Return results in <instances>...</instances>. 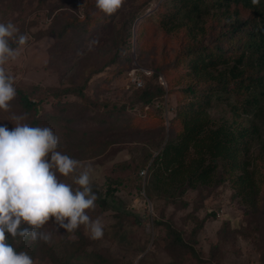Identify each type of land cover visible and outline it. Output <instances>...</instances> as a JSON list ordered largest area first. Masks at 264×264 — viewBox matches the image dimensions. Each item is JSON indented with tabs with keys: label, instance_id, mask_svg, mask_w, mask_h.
<instances>
[{
	"label": "rangeland",
	"instance_id": "1",
	"mask_svg": "<svg viewBox=\"0 0 264 264\" xmlns=\"http://www.w3.org/2000/svg\"><path fill=\"white\" fill-rule=\"evenodd\" d=\"M162 1L123 0L116 13L107 15L96 7V0H0V23L12 22L19 29L17 36L28 35L18 58L3 65L5 73L13 78L14 87L30 91L29 97L34 100L37 98L31 90L35 87H78L87 81L86 94L100 104L82 111L80 115L83 118L69 124L61 118L56 121L59 112L54 100H46L43 109L47 115L56 116L53 122H59L60 130L65 131L63 125H68L80 131H98L93 148L81 150L72 147L68 150L70 157L85 162L84 167L91 165L90 186L98 189H102L108 177H126L148 164V157L143 155L141 147L160 132V126L151 129L134 124L136 128L129 126L131 120L128 117L146 120L142 106L130 103L137 90L133 77L140 76L143 85L153 82L166 88L175 85V89L185 86L176 82L178 71L174 67L180 46L186 43L185 32H167L158 26L155 19L150 20L152 15L155 18L154 13ZM85 15L98 16L100 20L95 21L89 31L74 27L64 32L69 21ZM243 15L248 16L246 13ZM198 39L210 45L214 37L208 34ZM10 42L16 43L15 37ZM97 70L101 71L97 73ZM157 72L158 79L155 78ZM175 97L168 95L164 100L169 118L174 117V111L169 109L175 107ZM61 100L62 103H81L79 97L70 94L62 96ZM232 102L233 98L214 97L209 109L211 117L217 123L232 121L235 116L230 106ZM159 103H155V108ZM121 106H126L120 117L128 126L119 128L122 127L120 123L119 127L110 129L109 121L113 120L102 113L106 107ZM19 108L16 102L9 106L10 110L18 113ZM150 109L157 115L153 107ZM41 113L40 109L39 115ZM73 114L78 112L71 109L63 112V115ZM239 115L244 122L251 120L248 115ZM1 122L3 125L7 121ZM258 148L255 145L251 149V159L256 157ZM254 167L264 172V164L256 162ZM82 170L78 168L68 177L58 174V178L74 189L78 186L74 177ZM143 170L140 169L139 173ZM137 182H125L117 193V197L129 207L127 216L117 218L111 210L101 213L96 212L98 209L91 211L93 220L102 218L104 235L96 244L90 245V249L108 250L120 259L121 263L117 264H172L174 260L165 248V229L155 226L153 220L164 213V219L186 231V238H192L190 232L195 222L189 216L193 215L204 219L195 237V247L211 264H264V220L259 221L264 213V194L259 205L253 208L235 197L234 189L226 182L201 192L189 191L185 195L188 206L184 208L163 200L148 201L138 190ZM48 225L39 231L46 232ZM34 243L30 240L24 251L27 252ZM34 264L53 263L46 258H37ZM183 264L201 263L187 255Z\"/></svg>",
	"mask_w": 264,
	"mask_h": 264
},
{
	"label": "trees",
	"instance_id": "2",
	"mask_svg": "<svg viewBox=\"0 0 264 264\" xmlns=\"http://www.w3.org/2000/svg\"><path fill=\"white\" fill-rule=\"evenodd\" d=\"M245 13L247 17H244ZM154 15L155 18L152 15L150 20L155 19L161 29L185 32L186 43L180 46L174 60L178 71L176 82L185 86L175 89V85L166 88L161 83L149 82L136 87L130 103L142 106L146 120L128 117L131 120L129 126L148 129L160 126V132L141 147L149 160L140 168L145 174L139 173V169L126 177H108L102 189L90 186L98 197L94 210L98 209L95 210L97 213L111 210L117 218L127 216L129 207L117 197L119 188L127 181H138L136 186L148 201L163 200L184 208L188 206L185 195L189 191L201 192L228 182L235 191V197L256 208L264 194V172L254 167L256 162L264 164V0H259V4H253L252 0H163ZM99 20L98 16L85 15L69 21L63 30L78 27L89 31ZM208 34H212L214 40L205 45L198 37ZM10 43L17 47L16 43ZM158 74H155L156 79ZM86 84L87 81L78 87H35L31 90L37 98L34 100L29 97L30 91L15 87L17 94L9 106L16 102L20 112L0 110V126L11 130L16 123L13 117L21 116L20 123L51 128L59 139L57 150L63 154L68 155L72 147L81 150L93 148L98 131H80L68 125H63L65 131L60 130L59 122H53L56 116L43 112L45 101L52 99L59 112L56 121L61 118L69 124L81 120L82 111H87L90 106H100L86 94ZM69 94L79 97L81 103H62L61 97ZM168 95L176 96L175 107L169 109L174 111L172 118L166 116L164 105ZM214 97L233 98L230 106L235 116L232 121L217 123L211 117L209 109ZM157 101L160 103L155 108ZM150 107L157 111V115ZM40 109L42 113L39 115ZM69 109L78 114L63 115ZM125 109L126 106L105 108L102 115L107 114L113 120L109 121L110 129L119 127L120 123L122 127L119 128H127L128 124L120 117ZM241 113L250 116L251 120H241ZM1 121L7 122L2 125ZM255 145L259 148L256 157L251 159L250 152ZM91 211L87 212L89 216ZM164 218L162 213L161 217L153 220V224L165 229V248L174 260L172 264H183L187 255L197 263L211 264L195 247V237L204 219L189 216L195 226L190 232L192 238H186V231ZM261 220H264V213L259 217ZM48 224L45 233L51 235V241L36 240L27 249L34 262L37 258H46L53 264L121 263L108 250L90 249L89 246L96 244L97 240L85 233L84 226L68 233L55 223V218H51ZM30 240H14L9 236L8 242L17 251H24Z\"/></svg>",
	"mask_w": 264,
	"mask_h": 264
},
{
	"label": "clouds",
	"instance_id": "3",
	"mask_svg": "<svg viewBox=\"0 0 264 264\" xmlns=\"http://www.w3.org/2000/svg\"><path fill=\"white\" fill-rule=\"evenodd\" d=\"M122 3L123 0H96V7L112 15ZM252 3L259 4V0ZM18 32L14 23H0V110L4 111H8L17 93L3 65L15 61L28 41L26 33L17 36ZM14 37L19 47L11 46ZM13 119L16 123L11 130L0 126V264H34L26 251H17L8 242L9 236L48 243L51 235L39 229L51 218L68 233L84 226L91 239H101L102 218L93 220L87 214L95 208L98 198L90 187L91 165L84 167L85 162L58 151L59 139L51 128L20 123L21 116ZM78 168L83 170L74 177L77 188L58 178V174L68 177Z\"/></svg>",
	"mask_w": 264,
	"mask_h": 264
},
{
	"label": "built area",
	"instance_id": "4",
	"mask_svg": "<svg viewBox=\"0 0 264 264\" xmlns=\"http://www.w3.org/2000/svg\"><path fill=\"white\" fill-rule=\"evenodd\" d=\"M144 73H145V74H148V75L151 74V73H149V72H144ZM133 79H134V84L136 85V87H141V86L143 85V83H142V79H141L140 76H139V77L134 76ZM163 84H164V83H163ZM141 174H145V171H142Z\"/></svg>",
	"mask_w": 264,
	"mask_h": 264
}]
</instances>
